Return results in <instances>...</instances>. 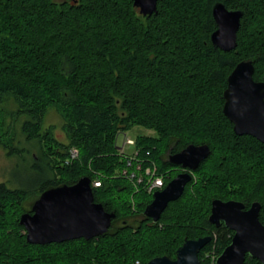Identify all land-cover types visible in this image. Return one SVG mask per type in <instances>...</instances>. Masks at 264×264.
Segmentation results:
<instances>
[{
    "label": "trees",
    "instance_id": "1",
    "mask_svg": "<svg viewBox=\"0 0 264 264\" xmlns=\"http://www.w3.org/2000/svg\"><path fill=\"white\" fill-rule=\"evenodd\" d=\"M216 1L242 12L230 51L210 41ZM240 61L264 82V0H158L150 15L132 0H0V147L37 176L33 188L0 183V264H145L207 235L198 259L215 264L233 233L208 222L213 199L258 202L264 225V143L234 134L222 113ZM51 112L65 142L46 124ZM134 127L153 134L134 137L132 168L154 164L165 185L180 172L169 154L210 149L156 222L143 215L152 194L123 174L129 155L116 144ZM83 176L99 182L94 201L115 214L106 233L27 243L20 215L44 190Z\"/></svg>",
    "mask_w": 264,
    "mask_h": 264
},
{
    "label": "water",
    "instance_id": "2",
    "mask_svg": "<svg viewBox=\"0 0 264 264\" xmlns=\"http://www.w3.org/2000/svg\"><path fill=\"white\" fill-rule=\"evenodd\" d=\"M158 0H132L142 15L156 11ZM216 28L210 35L214 48L230 51L236 47V34L242 12L228 9L216 1L211 8ZM227 17V24L223 21ZM251 61L238 62L227 77L223 92L222 113L231 122L234 134L249 135L264 143V82L255 81ZM189 149L195 151L189 152ZM210 153L206 144H189L176 153L169 154L168 162L179 166L177 173L166 185L152 193L151 201L144 207L143 215L156 222L171 201L178 199L192 178V171ZM260 204L253 202L249 208L237 200L213 199L208 222L215 227L221 223L234 233L229 244L215 258V264H244L246 257L264 264V225L259 221ZM113 212H107L94 201L91 180L79 178L72 185H60L41 192L29 212L19 217L29 244L45 245L83 238H97L109 229ZM210 241V236L185 239L175 250L174 258L157 256L145 264H201L199 251Z\"/></svg>",
    "mask_w": 264,
    "mask_h": 264
},
{
    "label": "rangeland",
    "instance_id": "3",
    "mask_svg": "<svg viewBox=\"0 0 264 264\" xmlns=\"http://www.w3.org/2000/svg\"><path fill=\"white\" fill-rule=\"evenodd\" d=\"M46 124H51L55 125L53 128V134L55 138L58 140L65 142L66 137L61 130L59 126V122L57 119V116L54 113H50L47 118V123ZM137 134H147V135H152L153 132L144 130L143 128L140 127H134L133 129L121 133L117 136L116 139V144L119 147H123L125 150V153H128V151H132L133 147L124 145L123 141L124 138H131L134 139V137ZM127 151V152H126ZM25 161H27L26 158H24ZM27 165L28 163H24L20 161L19 159L16 160L14 156H7L5 154V151L2 147H0V183H5L8 187H16L17 185H24L26 188H33L36 187L37 183V176H35L34 172H30L27 170ZM175 169V168H174ZM173 169V170H174ZM34 190V189H32ZM34 196H36V192H33Z\"/></svg>",
    "mask_w": 264,
    "mask_h": 264
},
{
    "label": "built area",
    "instance_id": "4",
    "mask_svg": "<svg viewBox=\"0 0 264 264\" xmlns=\"http://www.w3.org/2000/svg\"><path fill=\"white\" fill-rule=\"evenodd\" d=\"M124 145H128V146H132L134 145V140L131 138H124L123 141ZM121 150L125 151L123 147H120ZM129 152V161L127 163V165L129 166V168H132V163L135 160V156L137 155L138 151L137 150H133L132 151H128ZM78 155V151L75 148H71L69 150V157L70 159H74L76 158ZM132 161V162H130ZM123 174L129 176V179H133L135 180L136 183L143 184V187L145 189V191H147L148 193L152 194L155 191L161 190L165 184H164V176L158 174L157 172V168L154 164H150L149 166L142 168L141 164L137 163L134 166V169L132 168V170L127 171L126 169L123 171ZM157 181H163V185H160L157 183ZM92 188L93 187H98L99 186V182L98 181H93L91 182ZM136 264H139L138 262H136Z\"/></svg>",
    "mask_w": 264,
    "mask_h": 264
},
{
    "label": "snow or ice",
    "instance_id": "5",
    "mask_svg": "<svg viewBox=\"0 0 264 264\" xmlns=\"http://www.w3.org/2000/svg\"><path fill=\"white\" fill-rule=\"evenodd\" d=\"M144 3L146 4L147 3V0H144ZM227 17H225V19H224V21H223V23L224 24H227ZM192 151H195L194 149H189V152H192ZM157 183L158 184H160V185H163V181H157Z\"/></svg>",
    "mask_w": 264,
    "mask_h": 264
},
{
    "label": "flooded vegetation",
    "instance_id": "6",
    "mask_svg": "<svg viewBox=\"0 0 264 264\" xmlns=\"http://www.w3.org/2000/svg\"><path fill=\"white\" fill-rule=\"evenodd\" d=\"M134 7H135V6H134ZM135 8H136V9L138 10V12H139V8H137V7H135ZM139 13H140V12H139ZM140 14H141V13H140ZM168 157H169V155H168ZM168 157H167V159H168ZM176 168H177V167H176ZM178 169L180 170V172L183 171V169H181L180 167H179ZM252 203H253V202H252ZM252 203H251V204H252ZM243 204H244V203H243ZM251 204H250V205H251ZM250 205H249V206H250ZM249 206H246V205L244 204V209L249 208ZM220 225H224V224L221 223ZM220 225H219V226H220ZM229 230H230V229H229ZM231 231H232V230H231ZM232 233H234V232L232 231ZM232 235H233V234H232Z\"/></svg>",
    "mask_w": 264,
    "mask_h": 264
}]
</instances>
